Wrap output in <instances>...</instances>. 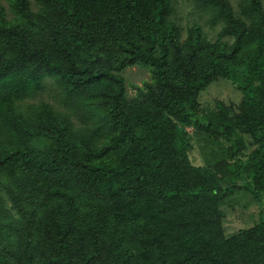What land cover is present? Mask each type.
<instances>
[{
  "label": "trees",
  "instance_id": "1",
  "mask_svg": "<svg viewBox=\"0 0 264 264\" xmlns=\"http://www.w3.org/2000/svg\"><path fill=\"white\" fill-rule=\"evenodd\" d=\"M7 1L17 19L8 21L0 11V264H264V36L256 35L264 34L261 0H243L253 29L227 0H203L224 20L221 37L234 42L225 49L205 45L200 69L194 50L186 60L178 55L175 66L165 51L158 55L165 38L173 44L178 39L168 0H35L42 6L37 17L30 0ZM253 42L263 48L251 54L238 83L241 116L235 119L258 148L245 159L234 149L236 175L225 187L191 166L185 130L174 119L231 141L234 122L203 118L195 102L210 82L233 74ZM137 64L153 68L160 91L145 95L151 109L142 117L143 133L113 74ZM47 77L68 97L74 89L116 86L107 109L119 129L110 153L123 144L115 160L94 162L98 154L90 141L49 105L37 116V129H25L18 102L41 91ZM21 134L47 143L48 154L6 146L5 135ZM162 149L180 158L169 165ZM243 188L263 203L261 222L226 238L220 205ZM8 201L18 216L6 210Z\"/></svg>",
  "mask_w": 264,
  "mask_h": 264
},
{
  "label": "rangeland",
  "instance_id": "2",
  "mask_svg": "<svg viewBox=\"0 0 264 264\" xmlns=\"http://www.w3.org/2000/svg\"><path fill=\"white\" fill-rule=\"evenodd\" d=\"M227 1L233 8L234 14L247 21V24L253 29L252 24L254 22L243 14V0ZM261 3L264 10V0H261ZM167 4L168 19L170 24L175 27V32H178V39L173 44L165 38L163 46L159 44L157 52L158 55H161L165 51L168 63L172 66H175L174 63L177 62L175 58L178 55L180 60H186L188 53L194 50V56L200 62V69L202 52H206L202 49L205 45H209V49L212 50L214 47L229 48L233 44V36L223 35L221 37L225 26L224 20L219 17L215 8L207 6L203 0H168ZM30 10L32 15L37 17L42 6L35 0H30ZM0 11H4L8 21L17 19L7 0H0ZM256 33L260 37L264 36L259 30H256ZM218 41H220L219 44ZM260 44L258 42L249 43L245 49V55L238 59V63L233 64L231 70L233 74L228 77L223 75L210 82L199 93L195 102V109L203 118H209L214 122H234L230 130L232 132L231 141H228L226 137L201 131L194 124L178 123L174 119L177 125L185 130L190 145L189 148L187 147L186 153L191 166L207 170L209 172L207 173L208 177L218 180L225 187L234 181L236 175L233 170L235 160L232 157V152L235 151L234 149H238L240 157L244 159L254 157L257 153L258 147L253 145V138L246 133L244 126H237L235 118L241 116L239 106L242 94L238 90V83L245 78L248 60L252 57L251 54L255 55L258 48L259 50L263 48ZM204 55H207V52ZM113 74L122 80L125 89L123 99L127 110L130 112L137 130L143 133L142 117L151 109L146 105L145 95L151 89L154 93L160 92L154 79L153 68L144 64H137L126 67L121 72H113ZM75 90L77 89H74L73 95L68 97L66 91L56 80L47 77L45 86L41 91L18 102V117L20 120L22 119L25 129H37L39 124L35 123L38 119L37 116L41 114L44 105H49L56 114L68 117L74 132L78 133L79 137L90 141L91 149L98 154L97 157L93 158L94 162L105 164L109 163L110 160H115L116 158L112 159V155H119L120 150H116L123 144L119 142L117 149L110 153L112 151L109 149L110 144L118 137L119 129L115 127L113 119L108 117L107 109L110 106V100L115 93L116 86H101V88H94L90 91ZM31 123H35L36 126L31 127ZM109 125L114 128L109 127ZM28 137L25 134L17 137L5 135L4 139L6 146L15 144L20 148L31 147L32 150H37L39 155L48 154L47 143L45 146L37 138L28 139ZM101 150L109 152L101 153ZM161 152L165 160L169 161V165L174 161V158H180L171 149H162ZM236 181L238 186H242L238 179ZM1 196L6 198L4 192L1 193ZM262 198L264 201V197ZM6 210L14 216L17 215L9 201L6 204ZM220 211L222 212L221 223L224 236L230 238L257 226L261 222L263 203L251 191L243 188L225 199L220 205Z\"/></svg>",
  "mask_w": 264,
  "mask_h": 264
}]
</instances>
